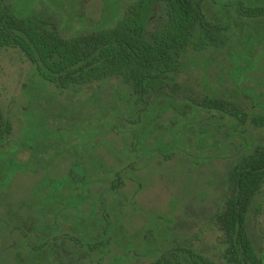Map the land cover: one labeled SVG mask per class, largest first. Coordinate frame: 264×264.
Instances as JSON below:
<instances>
[{
  "label": "rangeland",
  "instance_id": "obj_1",
  "mask_svg": "<svg viewBox=\"0 0 264 264\" xmlns=\"http://www.w3.org/2000/svg\"><path fill=\"white\" fill-rule=\"evenodd\" d=\"M21 1L66 36L92 29L107 7V0ZM112 1L122 10L129 0ZM206 1V16L217 18L220 3ZM227 7L223 15L235 21L224 29L226 41L190 49L180 80L198 97L209 93L233 102L245 113L244 123L197 104L183 113L167 109L159 118L150 115L158 123L135 145L123 118L115 127L109 122L125 111V103L113 99L116 80L97 89L99 100L92 102L85 92L43 83L19 48L0 46V109L11 123L0 145L10 156L0 171V264H153L165 253L161 248L177 244L189 245L203 264H231L213 214L227 196V169L264 142V121L256 125L251 118L264 120V13ZM40 112L46 123L35 120ZM184 121L191 123L177 131ZM74 123L82 124V135L70 131ZM126 126L143 130L140 122ZM173 132L181 137L174 148L143 154L142 145L164 146ZM256 197L261 205L249 213L247 228L264 262V183Z\"/></svg>",
  "mask_w": 264,
  "mask_h": 264
},
{
  "label": "trees",
  "instance_id": "obj_2",
  "mask_svg": "<svg viewBox=\"0 0 264 264\" xmlns=\"http://www.w3.org/2000/svg\"><path fill=\"white\" fill-rule=\"evenodd\" d=\"M109 2L113 4L108 5ZM214 2L220 3L214 6L217 18L206 16L203 7L206 0H129L122 10L116 2L107 0L102 18L92 29L66 36L55 23L33 12L24 1H0V46L19 48L43 83L53 85L59 92H85L92 102L99 100L97 89L101 91L116 80L114 90L119 96L113 99L122 100L125 111L112 114L109 122L115 127L123 118L125 128L133 135L132 143L146 139L150 126L158 123L151 120V114L159 118L167 109L183 113L194 104L220 110L244 123L245 113L233 102L209 93L198 97L194 89L180 80L185 55L190 49L202 51L226 41L224 29L235 21L231 14L223 15L229 3L246 14L264 13V6L247 7L243 0ZM246 48L249 51L251 44L247 43ZM96 111L101 113V109ZM46 118L40 112L35 120L46 123ZM251 118L256 125L264 121L256 116ZM97 119L103 120V115ZM137 122L143 130L126 126ZM190 123L184 121L175 127L178 131ZM243 125L236 123L235 127ZM75 126L70 131L81 133L82 124ZM10 131L11 123L0 109V145L5 143ZM56 132L53 130L51 134L55 136ZM180 138L172 133L173 141ZM174 147L156 145L153 148L144 144L140 149L147 154L154 149L163 151ZM1 151L0 171L6 162L3 158L10 157H4ZM227 173V196L213 214L226 243L224 255L231 264H263L248 232L247 220L249 213H256L261 205L255 204V200L264 183V145L256 144L250 152L243 153ZM119 174L120 170L116 176ZM116 181L113 180V186L117 185ZM161 249L165 253H160L153 264H203V258L189 245Z\"/></svg>",
  "mask_w": 264,
  "mask_h": 264
},
{
  "label": "flooded vegetation",
  "instance_id": "obj_3",
  "mask_svg": "<svg viewBox=\"0 0 264 264\" xmlns=\"http://www.w3.org/2000/svg\"><path fill=\"white\" fill-rule=\"evenodd\" d=\"M260 5H262V6H264V4H260ZM259 4H247L246 6L247 7H256V6H260ZM252 16H255V15H258V14H251ZM262 107L264 108V102L262 103ZM217 124H219V123H217ZM177 142H179L178 140H176V141H173V140H170L169 142H167V143H165L164 145H174V146H176L177 145ZM260 144H263L264 145V142H262V143H260ZM253 149V148H252ZM251 149V150H252ZM170 150V149H169ZM250 150V151H251ZM200 156V155H199ZM82 166L80 165V169H81V176L83 175V173H84V171H83V169L81 168ZM68 175H70V172H68V174L66 175L67 177H68ZM228 175V174H227ZM62 182V181H61ZM59 187V186H58ZM58 187L55 189V190H57L58 189ZM54 192V194H55V191H53ZM55 199H57L58 200V197H56L55 196ZM53 200H54V198H53ZM49 201V200H48ZM46 202V203H44V204H41V207H42V209H43V207L44 206H47V207H49L50 206V204L49 203H51V202ZM47 204V205H46ZM263 260V259H262ZM263 264H264V262H263Z\"/></svg>",
  "mask_w": 264,
  "mask_h": 264
}]
</instances>
